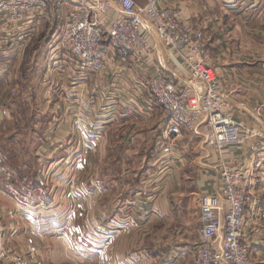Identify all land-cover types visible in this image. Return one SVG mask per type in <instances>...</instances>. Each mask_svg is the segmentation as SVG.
<instances>
[{
    "label": "crops",
    "instance_id": "1",
    "mask_svg": "<svg viewBox=\"0 0 264 264\" xmlns=\"http://www.w3.org/2000/svg\"><path fill=\"white\" fill-rule=\"evenodd\" d=\"M136 1L143 5L147 0ZM72 2L66 1L64 7L69 10ZM161 5L174 10L183 22L203 29L208 61L236 103L234 118L263 133L264 0H161ZM4 47L0 42V49ZM4 53V61L0 58V145L8 147L16 139L21 154L16 156L22 157L30 170L0 172V238L31 253L39 264H90L94 258L96 264H194L195 247L201 239V197L217 188L220 163L232 165L248 159L249 143L215 152L207 150L203 140L187 137L174 148L170 160L153 146L149 163L158 168L157 173L143 186L139 181L132 195L111 202L106 195L113 187L109 188L105 179L95 187L88 182L91 174L101 177L88 168L90 153L100 148H95L96 140L105 142L116 122L139 113L138 105L150 112L162 108L149 100L147 91L136 105L115 90L110 98H102L99 93L107 90L109 83L100 74L96 92L89 95L91 110L81 116L77 112L78 91L72 95L70 80L56 75L46 79L44 71L40 78L46 85L44 104L34 106L33 121L27 122L28 111L21 101L9 100L17 58L15 53ZM157 53L164 65L175 67L161 43ZM34 80H28V92L35 96L40 92L39 78L36 86ZM21 84L23 88L24 75ZM10 104L13 113L8 117L3 110ZM89 127L101 130L97 138H91ZM64 141L70 145L61 150ZM2 152L0 147V161ZM76 156L80 159L74 166L71 161ZM254 160L257 180L264 183L263 161L257 154ZM31 173L37 178L34 184L24 178ZM78 189L81 195L76 201L73 194L79 196ZM141 189L149 195L140 196ZM90 207L92 219L87 212ZM11 210L14 214L9 215ZM91 225L98 226L96 233L88 231ZM246 238L252 248L251 264H264V222L248 224Z\"/></svg>",
    "mask_w": 264,
    "mask_h": 264
},
{
    "label": "built area",
    "instance_id": "2",
    "mask_svg": "<svg viewBox=\"0 0 264 264\" xmlns=\"http://www.w3.org/2000/svg\"><path fill=\"white\" fill-rule=\"evenodd\" d=\"M66 1L0 0V42L23 52L42 17L55 7L63 22L50 38L44 76L70 80L72 95L78 91L79 115L91 110L86 92L96 78L114 73L117 77L106 88L125 91L134 104L147 91L149 100L162 108L164 124L156 148L169 160L187 137L203 140L204 147L215 152L249 143L248 159L220 163L217 188L201 197V239L193 260L194 264H251L247 225L264 222V183L257 180L254 160L255 154L260 156L264 168V132L234 118L236 103L207 60L204 31L183 22L161 0L143 5L136 0H72L73 7L65 13ZM159 43L175 64L173 69L158 57ZM3 111L12 115L10 107ZM256 136L260 140H249ZM0 262L39 264L31 253L8 245L3 237Z\"/></svg>",
    "mask_w": 264,
    "mask_h": 264
},
{
    "label": "rangeland",
    "instance_id": "3",
    "mask_svg": "<svg viewBox=\"0 0 264 264\" xmlns=\"http://www.w3.org/2000/svg\"><path fill=\"white\" fill-rule=\"evenodd\" d=\"M64 6L62 8L63 9L62 11L66 13L68 10ZM72 7L73 5H71L70 8ZM62 22L63 20L61 16L58 14L56 8L55 7L49 8L45 13V15L42 17L41 23L39 24V28L33 31V36L27 39V41L25 42L23 52L17 53V51L10 50L6 47L0 49V58L3 59V61H4V56H6L4 51L7 52V54H10L7 56H12V54L15 53L13 57L17 58L16 64L13 68V73L11 75L12 84L10 85L11 87L9 86L10 87L9 93L11 97L9 100L11 103H13L14 101L15 102L19 100L21 101L20 102L21 107H25L28 111V113H25V115L27 116L26 117L27 122H31V120L33 121L34 106H42L44 104L43 93L46 88L45 87L46 85L45 86L43 85V82L40 78L43 72L45 71V62H46L47 50H48V44L50 42V38L53 36L55 32H57L60 29ZM205 39H206V35H205ZM20 59L21 61L19 62ZM207 60H208V51H207ZM20 71L22 72V74L18 75V73H21ZM23 75H24V85L22 88L21 80L23 78ZM104 75L106 77V82L108 83H110L113 78L117 77L116 74L114 73L109 74L110 78L109 77L108 78L110 80L107 81L108 78L106 74ZM32 77H34L35 79L34 80L35 84L33 83L35 86L38 83V78H39V87L37 88V90H40V92L35 96L28 92L31 89L28 80L32 81ZM96 82H97V78L94 84L92 85V87L89 89V91L86 92L88 97L90 94H94L96 92ZM127 84H131V82L129 81L127 82ZM106 89L107 90L100 91L99 93L102 98L103 97L110 98V94L112 95L114 91V89L111 86ZM12 90H14V93H12ZM19 94L20 96L26 94V97H19ZM144 95L145 93L138 96L136 100L134 99V101L137 103L138 99ZM121 96H123V98L126 101L130 102V99L129 97H127L125 91L122 90ZM58 101L61 104L62 102L61 98ZM138 106L136 107L139 113L141 112L144 115H141V113L139 114L137 112H133L135 114H132V117L126 116L122 118L121 121L116 122L115 123L116 125H113V127H111L112 129H110V131L108 132L106 139L105 138L103 139L106 141L100 143L98 141L100 140V138L96 140L94 146L96 148V146L99 145L100 148L98 149L97 147V151L95 153H90L91 154L90 163L88 168H90V170H97L99 174L101 173L100 174L101 177L98 178L96 177V174L94 175L91 174L90 178H88V182L90 186L95 187L97 184L99 185V181L103 182L105 179L106 185L109 188L113 187V191H111V193H108L106 195L108 197V200H111V202L112 200L114 201L118 200L120 202L121 200H123L122 198L124 196L132 195L135 189L134 186L137 183H139V181L140 183L142 181V186H143V184H146V182H148V180L151 179L150 175L152 173H157L158 170L157 167L152 166V164L149 163V156L151 154V150L153 146L156 147L158 136L163 128V124H164L163 111L150 112L151 110L146 111V109L142 108L141 105ZM10 109L11 112L13 113L11 104H10ZM99 132H101V130L99 129L96 130L93 127L88 128V133L89 135H91V138H97L100 134ZM64 142L65 143H63V146H60L61 150L67 149L70 145L68 142L66 141ZM16 146H19V143L16 139H14V143H12V145L10 144L8 147H6V145H4L3 143L2 145H0L1 149L3 150L2 152L3 161H0V169H1L0 172H2L3 170L11 171L12 169L15 170L21 169V171L24 170V172L26 173L27 170H30V167H28L22 161L23 158L21 157L19 159L16 156V155L19 156L21 155L19 151L17 153ZM72 150H75V147ZM26 152H28L27 149ZM29 153L32 152L29 151ZM79 159L80 156H76L75 160L71 161V163H73L75 166V163H78ZM10 174L12 175V173ZM12 178L13 177H10V179ZM24 178L30 179L33 184L34 182L37 181V178L33 176L32 173L30 175L24 176ZM26 184L29 186L31 185L30 181L29 184L28 181H26ZM152 185L148 186L147 190L149 188H152ZM125 188L126 190L124 191ZM76 193L79 196L73 194V199L77 201L80 198L81 192L78 189ZM149 193L150 192L148 191L142 190V192H140V196L147 197ZM68 194L70 195L69 198L72 197L70 192ZM42 197H45L44 199L47 201L48 198L47 194H44V196L42 195ZM95 199L96 197H94V200ZM87 212L89 218L92 219L94 217V213L91 207L87 210ZM201 223H203L202 219H201ZM63 227L66 228V225ZM89 227L90 229H88V231L90 233H96L98 226L91 225ZM156 231H160V228H158ZM90 264H96L95 258L94 260L90 261Z\"/></svg>",
    "mask_w": 264,
    "mask_h": 264
}]
</instances>
